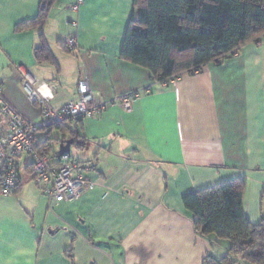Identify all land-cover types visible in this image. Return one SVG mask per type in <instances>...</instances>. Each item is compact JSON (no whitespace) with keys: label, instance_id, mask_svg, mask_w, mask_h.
Listing matches in <instances>:
<instances>
[{"label":"crops","instance_id":"obj_1","mask_svg":"<svg viewBox=\"0 0 264 264\" xmlns=\"http://www.w3.org/2000/svg\"><path fill=\"white\" fill-rule=\"evenodd\" d=\"M46 1L0 0V85L12 107L40 120L21 86L26 70L57 86L56 104L75 97L83 74L98 101L141 95L129 109L108 106L36 133L54 152L72 140L71 158L94 165L91 184L51 206L24 155L19 189L0 196V264H202L227 254V241L194 230L183 197L244 179V214L264 219V37L161 89L120 58L133 0H84L77 12L76 0L47 1L42 26L22 27ZM40 34L51 61L35 57Z\"/></svg>","mask_w":264,"mask_h":264},{"label":"trees","instance_id":"obj_2","mask_svg":"<svg viewBox=\"0 0 264 264\" xmlns=\"http://www.w3.org/2000/svg\"><path fill=\"white\" fill-rule=\"evenodd\" d=\"M47 1L38 17L22 27L42 26ZM263 35L264 0H133L120 58L146 68L153 80H166L221 61ZM39 37L35 57L51 61L42 34ZM43 144L41 150L51 151ZM244 187V179H236L183 197L194 230L228 242L227 254L207 255L202 264H264V219L253 224L246 218Z\"/></svg>","mask_w":264,"mask_h":264},{"label":"built area","instance_id":"obj_3","mask_svg":"<svg viewBox=\"0 0 264 264\" xmlns=\"http://www.w3.org/2000/svg\"><path fill=\"white\" fill-rule=\"evenodd\" d=\"M84 0H76L71 9L74 12ZM73 25H75L73 23ZM261 36L259 39H261ZM64 45L69 51L77 47L76 37L68 36ZM192 69L186 74H196ZM184 74V73H183ZM182 75V74H181ZM181 75L166 80L155 79L161 89L174 85ZM21 86L29 103L40 112V120L34 121L22 116L4 98L0 85V196L15 193L20 184V159L30 157V174L34 183L40 187L51 206L67 200L78 199L90 187L85 173L94 168L93 163H82L71 158L70 154H58L41 150L36 140L38 131H50L66 121L92 118L106 107L117 105L129 109L134 100L141 95L139 90L126 93L109 101H98L85 74L77 82L73 99L56 104L57 86L37 78L31 71L22 72ZM151 87L145 89L146 93Z\"/></svg>","mask_w":264,"mask_h":264},{"label":"water","instance_id":"obj_4","mask_svg":"<svg viewBox=\"0 0 264 264\" xmlns=\"http://www.w3.org/2000/svg\"><path fill=\"white\" fill-rule=\"evenodd\" d=\"M72 140L61 141L59 144L58 154H70Z\"/></svg>","mask_w":264,"mask_h":264},{"label":"rangeland","instance_id":"obj_5","mask_svg":"<svg viewBox=\"0 0 264 264\" xmlns=\"http://www.w3.org/2000/svg\"><path fill=\"white\" fill-rule=\"evenodd\" d=\"M52 143H53V148H58V145H57V143H55V141Z\"/></svg>","mask_w":264,"mask_h":264}]
</instances>
